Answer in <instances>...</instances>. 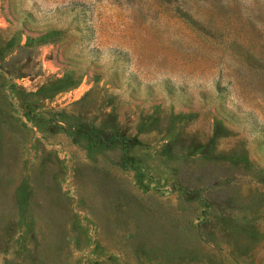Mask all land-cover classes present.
Masks as SVG:
<instances>
[{
    "label": "rangeland",
    "instance_id": "374dc122",
    "mask_svg": "<svg viewBox=\"0 0 264 264\" xmlns=\"http://www.w3.org/2000/svg\"><path fill=\"white\" fill-rule=\"evenodd\" d=\"M0 264H264V0H0Z\"/></svg>",
    "mask_w": 264,
    "mask_h": 264
}]
</instances>
